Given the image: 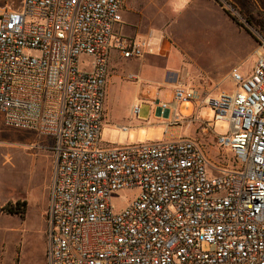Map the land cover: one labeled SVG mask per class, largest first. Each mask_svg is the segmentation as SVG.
<instances>
[{"label": "built area", "instance_id": "2783aa9c", "mask_svg": "<svg viewBox=\"0 0 264 264\" xmlns=\"http://www.w3.org/2000/svg\"><path fill=\"white\" fill-rule=\"evenodd\" d=\"M125 1L24 0L17 10L0 0L4 124L52 142L47 264H264V34L251 72L231 70L235 89L196 103L230 123L216 143L235 165H211L188 137L103 147L111 52L150 51L147 40L114 38ZM175 98L158 105L173 124L200 96L179 88ZM123 192L136 195L118 208Z\"/></svg>", "mask_w": 264, "mask_h": 264}, {"label": "rangeland", "instance_id": "374dc122", "mask_svg": "<svg viewBox=\"0 0 264 264\" xmlns=\"http://www.w3.org/2000/svg\"><path fill=\"white\" fill-rule=\"evenodd\" d=\"M9 1L17 10L24 3V0ZM176 1L179 2L127 0L120 26L135 12L139 24L134 34H126L129 39L140 41L139 38L148 37L152 30L151 42L154 43L163 31L168 39L187 42L198 64L215 70L217 78L224 77L236 66L244 74L251 72L256 39L259 34H264V0H217L214 11L199 9L196 13L190 11L192 14ZM120 33H124L123 29L115 30L114 38ZM227 84L228 91L235 89L233 81ZM134 88L133 80L124 81L117 74H109L106 100L110 89V99L119 103H105L106 115L101 132L103 147L154 144L167 139L165 124L172 121V115L169 118L157 116L156 103H141L139 119L134 116L130 120L126 116L131 104L126 102L131 99ZM204 123H213L206 136L201 129ZM176 125L181 126L183 136L202 137L199 145L211 165L228 168L235 165L233 154L216 143L217 136L228 134L230 123L219 119L211 107H198L189 102L180 104ZM126 126L130 129L124 130ZM51 144L50 139L35 133L8 128L0 113V264H47L46 213L54 173ZM135 195V192L118 193L113 200L121 208ZM18 201L27 202L24 217L1 210L7 203Z\"/></svg>", "mask_w": 264, "mask_h": 264}, {"label": "crops", "instance_id": "0c3cea01", "mask_svg": "<svg viewBox=\"0 0 264 264\" xmlns=\"http://www.w3.org/2000/svg\"><path fill=\"white\" fill-rule=\"evenodd\" d=\"M176 3L182 6L189 14L196 13L199 9L214 11L217 8L215 0H179ZM122 23L118 24L115 30L121 31L123 29L124 33H120L119 36L128 38L129 36H126V34L135 33L139 19L136 13L133 12L126 18L125 24L120 26ZM152 33L153 31L150 30L148 37L139 38L140 41L147 40L150 45V51L140 58L123 59L116 49L111 52L109 74H117L120 79L122 78L124 81L131 79L135 83L134 93L131 99L126 102L131 103L126 115L130 120L135 116L132 112L133 107L138 105L141 110V103H156L157 106L160 103H167L174 107L178 103L175 95L176 90L179 88L197 91L200 100L189 103H204L206 97H216L222 92H230L226 87L227 83L232 81L231 71L224 77L217 78L215 70L209 67L204 68L198 64L197 59L192 54L193 49L187 42L186 45L174 39H168L162 31L158 39L152 43ZM105 103H119L110 99V89ZM158 107L156 108V115L160 117ZM170 116L169 112H167L164 117L169 118ZM137 118L139 119V115ZM165 126L168 131V137L165 140L181 137L192 138L191 136L181 135V126L173 124L172 121L166 123ZM128 128L130 129V127ZM199 138L201 139L202 137Z\"/></svg>", "mask_w": 264, "mask_h": 264}, {"label": "trees", "instance_id": "16d2710c", "mask_svg": "<svg viewBox=\"0 0 264 264\" xmlns=\"http://www.w3.org/2000/svg\"><path fill=\"white\" fill-rule=\"evenodd\" d=\"M217 2V0H215ZM232 19V15L230 13H227ZM28 205L26 201H18L16 203L9 202L7 203L4 207L1 208V210L9 213V214H17L20 215L21 217H24L25 214L27 213Z\"/></svg>", "mask_w": 264, "mask_h": 264}, {"label": "flooded vegetation", "instance_id": "af4514ba", "mask_svg": "<svg viewBox=\"0 0 264 264\" xmlns=\"http://www.w3.org/2000/svg\"><path fill=\"white\" fill-rule=\"evenodd\" d=\"M252 27V26H251Z\"/></svg>", "mask_w": 264, "mask_h": 264}]
</instances>
